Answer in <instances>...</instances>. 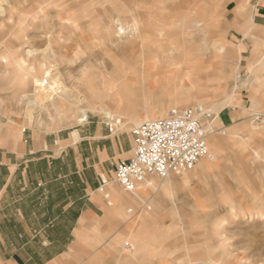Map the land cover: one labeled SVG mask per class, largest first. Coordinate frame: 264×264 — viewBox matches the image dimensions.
<instances>
[{"label": "rangeland", "instance_id": "obj_1", "mask_svg": "<svg viewBox=\"0 0 264 264\" xmlns=\"http://www.w3.org/2000/svg\"><path fill=\"white\" fill-rule=\"evenodd\" d=\"M54 1L46 0L47 8L39 9L38 0H0V38L4 35V40L16 47L10 51L0 47V55L5 52L8 59L7 65L0 59V127H20L21 132L23 129H37L53 136L71 135L73 145L64 151L73 155H93L96 147L89 146L90 139L84 138V135L80 138L77 133L80 130L87 133L86 137H95L92 127L99 117L105 118L108 123L112 118L122 119L123 125L114 132L108 128V134L118 144L124 145L125 141L132 140L134 127L147 120L164 118L175 107L200 105L217 115L223 109L235 110L247 102L248 105L255 104L260 113L249 115L231 128H222L216 118L215 132L211 135L227 141L223 149L221 147L217 152L208 141L212 155L206 159L209 161L207 163H218L220 173L192 185L196 190L194 195L197 202L191 204L189 211L183 210L181 217H174L168 221L170 224L166 223L165 235H144L141 249L136 248L133 240H126V250L120 251L119 256L123 254L127 259L119 257L116 264H264V103L260 104L264 102V82L257 83L251 93L243 86L240 62L246 53L242 52L240 45L232 44L228 37L233 27L248 26L250 33L242 38L253 39L254 53L264 65V26L263 32L254 33L252 30L253 12L259 5H264V0H75L62 9L53 5ZM88 1H98L99 6L91 9L90 15L79 16V24L86 29L83 33L71 35L72 40L78 37L79 43L71 41L67 32L64 42H60L64 19L76 17L88 5ZM194 2L198 8L195 15L202 21L200 26L197 19L192 22L185 17L184 8L187 9ZM78 4H81V8L70 10ZM241 4L244 5L240 11ZM203 5H207L206 13ZM113 11L125 24L131 14L139 20L135 34L138 37L132 44V50H138L134 59L139 60L123 65L125 71L132 68L127 76L121 78L119 75L120 79L113 77L118 86L125 84L123 87L126 90L121 95L125 99L120 105L112 103L114 99L99 71L105 66L117 70L116 61L120 62L122 56L105 46L102 37L106 35L107 27L93 30L92 26H88L90 23L108 22ZM185 23L201 28L202 33H197V37L207 35L210 50L206 53L211 59L202 64L200 72H196L193 66L205 61L201 51H196L192 56L196 61L191 62V67L189 57L182 55L181 62L169 68L175 73L168 71L156 76L154 68H151L152 74L145 77L142 70L135 69L142 67L141 59L149 55V47H156V42L162 41L173 47L174 42L178 41L177 37L164 36L184 30ZM51 36L55 53L60 48L63 52L62 62L51 63L55 75L63 70L58 77L61 81L59 86L64 83L76 93H79L77 87L81 88L78 99L76 96L69 98L71 101L77 100L76 103H62L65 111L61 116L55 108H50V98L41 102L46 108L44 115L39 109L27 112L28 66L25 72L12 74L18 60L15 50L24 51L23 56L27 59L35 58L45 50ZM145 43H149L148 47H144ZM56 44L60 47H56ZM199 44L203 46L200 40ZM122 67H118L117 74ZM34 74L40 79L43 71L36 66ZM112 74H109L110 78ZM190 76L194 78L188 79ZM200 77L203 79L200 80ZM184 78L186 80L182 82ZM97 91L108 92V95L102 96L101 101L92 94ZM157 104L165 106L164 113L147 118ZM87 115L95 124L79 122L83 118L85 120ZM137 118L140 120L136 121ZM100 126L105 127L104 124ZM89 127L90 130H83ZM9 138H13L12 133ZM64 146L63 142L58 141L55 152L61 153ZM112 151L109 150L110 157ZM76 165L77 162H74L70 167L77 168ZM200 165L182 175L196 173ZM175 176L181 175H171Z\"/></svg>", "mask_w": 264, "mask_h": 264}, {"label": "crops", "instance_id": "obj_2", "mask_svg": "<svg viewBox=\"0 0 264 264\" xmlns=\"http://www.w3.org/2000/svg\"><path fill=\"white\" fill-rule=\"evenodd\" d=\"M252 16L254 33L263 32L264 5ZM248 32V26L233 27L228 37L246 53L240 62L241 76L251 93L257 83L264 82V65L254 53L253 39L242 38ZM152 109L147 118L161 116L165 106L157 104ZM255 113L260 111L247 102L235 110L220 111L217 124L231 128ZM79 122L95 124L88 115ZM107 123L105 118L97 119L98 125L92 127L95 137H86L80 130L77 133L96 147L93 155L64 151L73 145L71 135L0 127V264H116L119 257L127 259L119 256L126 250V240H133L141 249L144 235H165L166 223L197 202L192 185L220 173L218 163H207L204 158L194 174L166 180L151 176L136 192L127 193L115 182V173L120 162L132 158L133 137L118 144L108 134ZM11 133L13 138H9ZM58 141L65 144L61 153L55 152ZM208 141L217 152L227 139L210 135ZM74 162L77 168L70 167ZM102 177L109 180L108 199L100 191Z\"/></svg>", "mask_w": 264, "mask_h": 264}, {"label": "bare ground", "instance_id": "obj_3", "mask_svg": "<svg viewBox=\"0 0 264 264\" xmlns=\"http://www.w3.org/2000/svg\"><path fill=\"white\" fill-rule=\"evenodd\" d=\"M39 1V9L44 8L46 9L48 6V3L46 0H38ZM75 0H55L53 2V5L58 7L59 9H62V7H66L67 5L70 4V2H74ZM86 2V1H85ZM98 1H93V3L88 1V5L84 6L82 10L79 11V13L76 15V17H67L65 18L61 28V34L59 36L60 42H64L65 36L67 33L69 36V39L71 41H75L76 43H79V38L77 37L76 39H71V35H77L78 33H83L86 27L84 25L79 24V16L82 14H88L90 15V12H92L94 7H98L99 4H97ZM75 4V3H73ZM113 4V3H112ZM197 4L194 2L189 6L187 9L184 8L185 12V17L189 18L192 20L197 19V24L200 26L202 25V21L199 20V18L195 15V10H198ZM81 8V4L75 5L72 7L70 10L78 9ZM204 13L207 12V5L202 6ZM82 12V13H81ZM98 11L95 12L97 14ZM68 14V13H67ZM74 15V14H73ZM132 15V14H131ZM130 15V16H131ZM203 15V14H202ZM128 17L127 23L125 24L122 19L118 15L112 12V14L109 15L110 19L106 23H96V24H89L88 26H92L93 30H97L98 28L105 26L107 27L106 30V35L102 37L105 42V46L110 49L114 50L120 53L122 56V59L120 62L116 61L115 68L117 70H113L108 66L103 67L102 70L99 71V75H102V79L107 83V88L110 90V93L113 97V104L120 105L122 100L125 98L121 97L122 93L125 92V84H118L116 83L117 80L115 79H120V77L127 76L129 72H131V67L124 70L123 66L124 64L127 66L128 62L130 61H136L139 59H134V56L138 54V50H132V44L136 41V31L139 27L138 19L135 18L133 15L131 17ZM174 16V15H173ZM196 22V21H195ZM196 24V23H195ZM196 24V26H197ZM194 27L191 26L190 23H185V28L182 31H176L174 33H167L165 37H177L178 41L174 42V46L170 47L168 43L165 42H156V47H149L151 48L149 51V55L146 58L141 59L142 60V67L140 68H135L142 70V75L145 77H149V74L151 73V68H154L153 72L156 76H160L162 74H166L168 71L175 73V71L171 69V66L178 65L181 62L182 55L184 56L186 54L188 58V61L190 63V67L193 66L191 65L192 61H196L194 57V54L196 51H201L203 58H205V61L201 62V65H194V69L197 70L196 72H200L202 64L209 62L210 61V56L206 52L210 50V46L207 43V35L202 34V36L197 37V33L201 32V28L199 27ZM192 31L189 32L188 31ZM67 32V33H65ZM181 33V34H179ZM202 33V32H201ZM181 37V39H180ZM129 38V39H128ZM163 38V39H164ZM4 35L1 36L0 38V47H5L7 51H10L11 48L15 49L16 47L14 46L13 43H7L4 40ZM124 39H128L127 42L124 41ZM165 40V39H164ZM200 42L203 43V46H200ZM139 41V40H138ZM150 43V42H149ZM149 43H145L146 46L148 47ZM56 47H60L59 44H56ZM16 55L18 57V60H16V69L13 71L12 74H19L20 71L25 72V68L28 66L27 72L29 73V79H28V93L29 95L26 98L27 101V112H33L36 109H39L40 113L44 115L46 113V108L41 105L44 100L49 99L50 102V108H55L56 113L59 114L60 116L62 115L63 110L62 108V103L63 102H73L76 103L77 100H69V98L76 96V99H78L80 95L81 88H78L77 90L79 93H76L75 91H72L69 89V87L64 84L62 86H59V74H62L63 70L59 72L58 75H55L53 73V67L51 63H56V62H62L63 55L62 49L60 48L59 52L55 53L54 48H53V39L52 36L48 37V43L47 47L45 50L40 51L37 56L34 58L33 56L29 59L25 58L24 51L21 50H15ZM30 51L27 52L29 55ZM57 55V56H56ZM0 59L2 62L8 63V59L6 56V53L3 52L0 55ZM59 59L61 61H59ZM197 64V63H195ZM3 66V65H2ZM36 66L43 71L42 78L38 79L34 72ZM56 66V65H55ZM123 66V67H122ZM102 67V66H101ZM118 67H122V70L120 73L117 74L118 72ZM4 68V67H3ZM170 68V69H169ZM57 69V68H56ZM65 70V69H64ZM183 70V69H182ZM10 72V71H9ZM113 72L112 78H110V73ZM7 75V74H6ZM9 75V74H8ZM120 75V77H119ZM114 77V78H113ZM73 78V77H72ZM194 77H189L188 79H193ZM74 79V78H73ZM199 79V78H198ZM203 79L200 77V80ZM62 80V79H61ZM186 79H182V82H184ZM63 81V80H62ZM165 82V80H162ZM188 81V80H187ZM109 83V84H108ZM127 84V83H126ZM192 84V83H191ZM190 84V85H191ZM131 86V85H130ZM96 88V87H93ZM101 90V89H100ZM93 95L97 96L101 101H103L102 96H107L108 92L102 93L101 91L97 92H92ZM83 94H81L82 97ZM69 100V101H68ZM94 100V98L92 99ZM82 101V100H81ZM79 101V102H81ZM42 102V103H41ZM71 104V103H70ZM99 104V103H98ZM31 116V115H30ZM44 120V119H43Z\"/></svg>", "mask_w": 264, "mask_h": 264}, {"label": "built area", "instance_id": "obj_4", "mask_svg": "<svg viewBox=\"0 0 264 264\" xmlns=\"http://www.w3.org/2000/svg\"><path fill=\"white\" fill-rule=\"evenodd\" d=\"M216 118L215 113L200 105L175 107L164 118L134 127L133 156L118 164L115 182L125 192L134 193L137 186L151 176L167 179L194 169L202 159L211 158L208 138L215 132ZM112 119L108 128L114 132L123 121ZM108 185L109 180L102 177L100 191L107 199L109 195L105 189Z\"/></svg>", "mask_w": 264, "mask_h": 264}]
</instances>
